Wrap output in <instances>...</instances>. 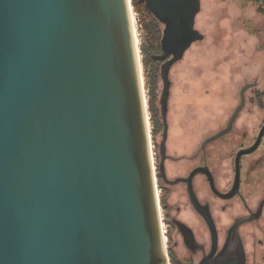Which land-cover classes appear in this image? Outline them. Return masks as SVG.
Segmentation results:
<instances>
[{
    "label": "water",
    "instance_id": "1",
    "mask_svg": "<svg viewBox=\"0 0 264 264\" xmlns=\"http://www.w3.org/2000/svg\"><path fill=\"white\" fill-rule=\"evenodd\" d=\"M140 1L164 27L165 141L168 72L203 40L200 0ZM131 8L0 0V264H170Z\"/></svg>",
    "mask_w": 264,
    "mask_h": 264
},
{
    "label": "flooded vegetation",
    "instance_id": "2",
    "mask_svg": "<svg viewBox=\"0 0 264 264\" xmlns=\"http://www.w3.org/2000/svg\"><path fill=\"white\" fill-rule=\"evenodd\" d=\"M252 89L246 84L236 93L228 118L196 126L187 139L171 142L167 119L165 141L163 121L153 137L170 264H264V133L257 149L237 161L264 128V119L255 131L239 119Z\"/></svg>",
    "mask_w": 264,
    "mask_h": 264
},
{
    "label": "rangeland",
    "instance_id": "3",
    "mask_svg": "<svg viewBox=\"0 0 264 264\" xmlns=\"http://www.w3.org/2000/svg\"><path fill=\"white\" fill-rule=\"evenodd\" d=\"M200 6L201 10L195 18V29L203 36V40L193 43L168 72L170 87L166 119L171 127V142L187 139L193 135L192 129L199 125L202 127L210 120L228 118L230 109L239 102L236 93L246 84H253V91L247 94L249 100L253 99L239 119L250 122L253 131L264 119V15L258 12L257 5L251 0H200ZM133 12L141 62L140 46L149 45L139 21L140 15L135 9ZM160 28L163 30V25ZM160 65H157L155 92L158 110L163 88ZM149 69L141 64L154 152L156 138H153L149 105ZM163 229H166L165 226Z\"/></svg>",
    "mask_w": 264,
    "mask_h": 264
},
{
    "label": "trees",
    "instance_id": "4",
    "mask_svg": "<svg viewBox=\"0 0 264 264\" xmlns=\"http://www.w3.org/2000/svg\"><path fill=\"white\" fill-rule=\"evenodd\" d=\"M258 7V12L264 15V0H251ZM131 5L133 9L140 15L139 21L143 25L144 32L146 34V43L148 47L141 45L140 51L142 56L141 64L145 69H149V79H150V92H151V101L150 109L152 113L151 121L153 123V137L156 136L158 129L162 126V116L161 109H157L156 103V90H157V75L158 69L157 65L161 62H158L155 57L161 54V38L163 30L160 28L161 23H159L151 13H149L145 5L140 0H131ZM160 78H161V65H160ZM161 94L158 102L160 103ZM160 107V104H159Z\"/></svg>",
    "mask_w": 264,
    "mask_h": 264
},
{
    "label": "built area",
    "instance_id": "5",
    "mask_svg": "<svg viewBox=\"0 0 264 264\" xmlns=\"http://www.w3.org/2000/svg\"><path fill=\"white\" fill-rule=\"evenodd\" d=\"M133 10H134V9H133V7H132V8H131V13H132L131 15H132V16H133V14H134ZM133 18H134V17H133ZM135 32H136V30H135ZM148 120H149V118H148ZM149 130H150V128H149ZM151 156H152V159L154 160V157H153V156H154V152H153L152 146H151ZM161 225H162V224H161ZM164 232H165V231H164L163 226H162V233H163V236H164ZM164 240H165V238H164Z\"/></svg>",
    "mask_w": 264,
    "mask_h": 264
},
{
    "label": "bare ground",
    "instance_id": "6",
    "mask_svg": "<svg viewBox=\"0 0 264 264\" xmlns=\"http://www.w3.org/2000/svg\"><path fill=\"white\" fill-rule=\"evenodd\" d=\"M131 21H132V24H133L134 34H135V37H136V32H135V25H134V21H133V16H131Z\"/></svg>",
    "mask_w": 264,
    "mask_h": 264
}]
</instances>
